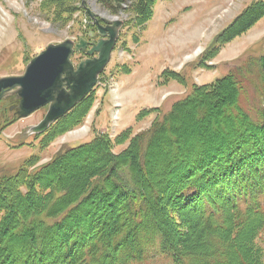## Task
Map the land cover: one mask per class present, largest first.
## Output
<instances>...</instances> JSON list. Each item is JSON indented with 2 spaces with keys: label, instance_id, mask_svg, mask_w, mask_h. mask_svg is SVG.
I'll return each mask as SVG.
<instances>
[{
  "label": "trees",
  "instance_id": "16d2710c",
  "mask_svg": "<svg viewBox=\"0 0 264 264\" xmlns=\"http://www.w3.org/2000/svg\"><path fill=\"white\" fill-rule=\"evenodd\" d=\"M52 1L64 9V0ZM100 1L113 11L129 2L132 23L143 26L157 0ZM263 16L264 1L246 6L201 64ZM161 77L185 85L176 71ZM93 91L47 132L78 126ZM197 123L194 141L184 131ZM77 151L87 163L74 171L66 158ZM152 165L172 176L155 179ZM23 167L0 178V212L8 214L0 219V264H263L255 251L264 235V55L212 84H194L143 130L96 132L39 168ZM215 256L224 260H209Z\"/></svg>",
  "mask_w": 264,
  "mask_h": 264
},
{
  "label": "rangeland",
  "instance_id": "374dc122",
  "mask_svg": "<svg viewBox=\"0 0 264 264\" xmlns=\"http://www.w3.org/2000/svg\"><path fill=\"white\" fill-rule=\"evenodd\" d=\"M254 1L157 0L151 18L143 26H137L132 23L134 9L129 2L113 11L100 0H64L65 10L52 0H0V77L23 74L30 58L49 43L65 39L77 43L80 38L96 41L99 34L86 9L93 12L101 24L103 20L122 21L111 58L98 76L92 93L94 100L78 126L70 128L60 124L52 131L55 135L48 130L37 133L33 128L44 118L48 105L18 118L13 111L18 104L15 95L11 93L0 99V178L9 179L23 166H28V170L39 168L55 154L89 141L95 130H106L115 137L127 127L137 131L143 124L150 125L158 115L169 111L174 102L184 98L194 84H212L237 64L264 55L263 16L250 29L222 45L217 54L205 60V65L201 64L203 60L198 64L215 38L219 39L226 27ZM87 57L80 51L70 60L76 67ZM166 69L184 76L185 85L173 79L168 85L162 84L161 74ZM154 107L158 109L143 118L138 117L142 110ZM200 129L197 123L183 131L196 141ZM125 146L115 145L111 151L118 153ZM76 154L78 157L66 158L74 171L78 164L87 163L84 152ZM164 168L152 165L150 175L160 180L172 176L165 173ZM56 169L60 171L61 166ZM3 215L7 216V211L0 212V219ZM208 240L214 245L217 241L215 236ZM256 243L261 250L256 246L255 253L264 264L263 234ZM209 260L224 258L215 256Z\"/></svg>",
  "mask_w": 264,
  "mask_h": 264
},
{
  "label": "water",
  "instance_id": "95a60500",
  "mask_svg": "<svg viewBox=\"0 0 264 264\" xmlns=\"http://www.w3.org/2000/svg\"><path fill=\"white\" fill-rule=\"evenodd\" d=\"M86 13L96 25L99 34L96 41L80 38L77 43L71 39L49 43L28 61L23 74L0 77V99L7 94L15 95L18 118L48 105L44 118L33 128L37 133L48 129L90 93L111 58L122 21L103 20L101 24L89 9ZM80 51L89 57L75 67L70 57Z\"/></svg>",
  "mask_w": 264,
  "mask_h": 264
},
{
  "label": "crops",
  "instance_id": "0c3cea01",
  "mask_svg": "<svg viewBox=\"0 0 264 264\" xmlns=\"http://www.w3.org/2000/svg\"><path fill=\"white\" fill-rule=\"evenodd\" d=\"M169 82H170V81H169ZM169 82L165 83L164 85H168ZM148 126H149V125H147V124H143L142 127L139 128V130H137V131H135V132H138V131H140V130H143V129L147 128ZM133 130H134V129H133Z\"/></svg>",
  "mask_w": 264,
  "mask_h": 264
},
{
  "label": "flooded vegetation",
  "instance_id": "af4514ba",
  "mask_svg": "<svg viewBox=\"0 0 264 264\" xmlns=\"http://www.w3.org/2000/svg\"><path fill=\"white\" fill-rule=\"evenodd\" d=\"M7 96H8V94H7V95H5L4 97H7ZM16 107H17V106H16ZM15 110H16V108H14V109H13V111H14V112H15Z\"/></svg>",
  "mask_w": 264,
  "mask_h": 264
}]
</instances>
